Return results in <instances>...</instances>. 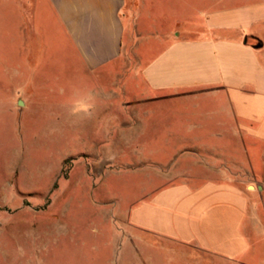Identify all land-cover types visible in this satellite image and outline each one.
<instances>
[{"label":"crops","instance_id":"crops-1","mask_svg":"<svg viewBox=\"0 0 264 264\" xmlns=\"http://www.w3.org/2000/svg\"><path fill=\"white\" fill-rule=\"evenodd\" d=\"M45 1L70 54L118 80V93L82 109L72 99L71 116L102 121V152L155 168L122 214L137 255L169 245L199 264H264V0H212L198 30L182 33L181 20L152 30L153 0Z\"/></svg>","mask_w":264,"mask_h":264},{"label":"rangeland","instance_id":"rangeland-1","mask_svg":"<svg viewBox=\"0 0 264 264\" xmlns=\"http://www.w3.org/2000/svg\"><path fill=\"white\" fill-rule=\"evenodd\" d=\"M23 1L0 0V264H199L169 245L137 255L122 214L155 168L138 165L131 151L125 159L102 152V121L70 109L72 99L82 109L107 89L118 93V80L87 72L70 54L45 0ZM211 1L153 0L152 30L171 31L181 20L179 32L197 31Z\"/></svg>","mask_w":264,"mask_h":264},{"label":"water","instance_id":"water-1","mask_svg":"<svg viewBox=\"0 0 264 264\" xmlns=\"http://www.w3.org/2000/svg\"><path fill=\"white\" fill-rule=\"evenodd\" d=\"M252 189H254V187H252Z\"/></svg>","mask_w":264,"mask_h":264}]
</instances>
